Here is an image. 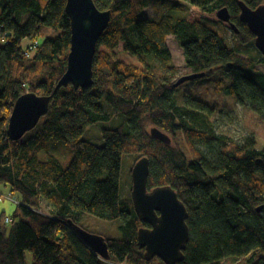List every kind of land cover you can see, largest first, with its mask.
<instances>
[{"label":"trees","instance_id":"trees-1","mask_svg":"<svg viewBox=\"0 0 264 264\" xmlns=\"http://www.w3.org/2000/svg\"><path fill=\"white\" fill-rule=\"evenodd\" d=\"M93 1L111 11L97 42L93 84L56 88L70 48L66 0H0V185L19 194L10 215L0 212V264H164L145 258L137 229L146 224L131 198H120L123 153L146 155L148 188L169 184L186 206L190 236L178 264H217L226 257L264 264V137L223 139L207 127L212 115L207 103L185 96L178 104L175 90L182 84L173 85L179 77L166 43L169 34L175 36L191 72L210 77L222 65L229 84L215 79L214 89L249 105L264 122V73L253 59L237 54L240 47L255 45L254 34L240 20L239 1L256 8L264 0H183L188 5L183 17L174 14L180 3L170 0ZM153 3L169 7L156 17L140 18ZM223 6L238 29L234 47L214 25ZM42 27L59 34L40 37ZM118 49L136 56L140 66L117 58ZM26 92L50 95L49 108L33 129L12 140L9 117ZM114 113L127 124L102 128V145L81 137L89 125ZM152 127L171 140L183 134L190 156L172 141L152 136ZM51 138L74 149L66 167L47 151ZM42 150L46 159L39 158ZM85 212L120 220L119 237L98 233L108 243V260L72 230L69 221L86 229L78 221Z\"/></svg>","mask_w":264,"mask_h":264},{"label":"water","instance_id":"water-1","mask_svg":"<svg viewBox=\"0 0 264 264\" xmlns=\"http://www.w3.org/2000/svg\"><path fill=\"white\" fill-rule=\"evenodd\" d=\"M239 5L240 20L254 34V44L264 57V4L251 8L239 1ZM65 11L70 19V48L66 70L57 81L56 88L68 84L75 88L89 87L93 84L92 67L97 42L109 24L111 11L98 9L93 0H66ZM216 14L220 21L238 32L236 25L230 20L226 6L219 8ZM205 75L206 72H189L179 76L173 85L177 87ZM50 99V95L34 92H26L17 97L7 126L10 139H20L33 129L47 113ZM150 133L157 139L170 143V137L158 128L152 127ZM149 167V158L144 155L136 160L131 170L133 208L139 221L149 225H142L137 229L138 246L144 249V256L148 260L158 258L164 264H178L184 258L183 250L190 236L186 223L188 212L177 191L169 184L148 188ZM69 223L74 233L91 251L104 260L110 258L104 236L90 232L72 221Z\"/></svg>","mask_w":264,"mask_h":264},{"label":"rangeland","instance_id":"rangeland-1","mask_svg":"<svg viewBox=\"0 0 264 264\" xmlns=\"http://www.w3.org/2000/svg\"><path fill=\"white\" fill-rule=\"evenodd\" d=\"M180 3V9H175L174 13L177 17H183L187 15L188 5L183 0H170V3ZM169 4L166 5L153 3L146 7L140 14V18L144 17H156L157 13L166 11ZM215 27L224 36L228 45L234 47L237 43L233 29L222 21L214 23ZM59 31L53 30L48 27H42L40 30V37L46 35L57 36ZM166 43L171 52L173 58V64H175L176 77L191 72V69L186 65L183 50L176 40L175 36L169 34L166 37ZM116 57L124 60L132 65L140 66V61L136 56L130 55L118 49ZM237 54L244 59H253L256 62V67L264 73V62L260 61L262 54L256 48L255 45H245L237 50ZM215 79H222V86L229 84V79L226 77L223 66H216L215 72L212 76H204L194 80L186 81L182 83L180 87L175 90V99L178 104H183L185 96L193 97L207 103L212 108V115L209 117L207 127L211 125V129L216 134L223 137V139H231L236 142H241L245 136L250 134H256L264 137V122L259 118L257 113L247 104L239 103L233 95L225 94L223 92H217L214 89L213 81ZM120 122H124L125 118L120 113H114L107 120L97 121L89 125L82 134V138L89 140L95 144L102 145V128H115ZM30 133L26 134L28 136ZM25 136V137H26ZM170 137V136H169ZM172 144L179 145L187 156H190L187 142L183 134L179 133L174 139H170ZM200 150L205 151L204 147H199ZM47 151L56 156L63 167H66L74 156V149L62 140L51 138L47 143ZM46 150H42L39 153L40 159H46ZM141 157L136 153H123L121 158L120 169V198H131V170L136 160ZM4 190L1 191L0 196V212L4 211L5 214L10 215L17 207L13 200L19 198L17 192L11 193L10 187L6 189L4 185H1ZM43 206H47V203L43 201ZM86 229L91 232H96L104 235L105 237H119L121 230L119 228L120 220L103 219L90 213H83L79 219ZM142 223V222H141ZM28 263L30 262V253L26 254ZM258 257V255L256 256ZM257 259V258H256ZM160 260V259H159ZM217 264H250L247 257H226L220 260Z\"/></svg>","mask_w":264,"mask_h":264},{"label":"built area","instance_id":"built-area-1","mask_svg":"<svg viewBox=\"0 0 264 264\" xmlns=\"http://www.w3.org/2000/svg\"><path fill=\"white\" fill-rule=\"evenodd\" d=\"M35 43H36V42H35ZM35 43L31 44V45L29 46V48H30V49H32V47L34 48V47H35ZM15 202L17 203L18 201L15 200ZM9 221H11V218L8 216V217H6V222H9Z\"/></svg>","mask_w":264,"mask_h":264},{"label":"crops","instance_id":"crops-1","mask_svg":"<svg viewBox=\"0 0 264 264\" xmlns=\"http://www.w3.org/2000/svg\"><path fill=\"white\" fill-rule=\"evenodd\" d=\"M4 186L6 187V189L9 187V186H6V185H4ZM3 190H4V188L0 185V196H2L3 193L1 194V191L3 192Z\"/></svg>","mask_w":264,"mask_h":264},{"label":"flooded vegetation","instance_id":"flooded-vegetation-1","mask_svg":"<svg viewBox=\"0 0 264 264\" xmlns=\"http://www.w3.org/2000/svg\"><path fill=\"white\" fill-rule=\"evenodd\" d=\"M146 226H149V225L146 224Z\"/></svg>","mask_w":264,"mask_h":264}]
</instances>
